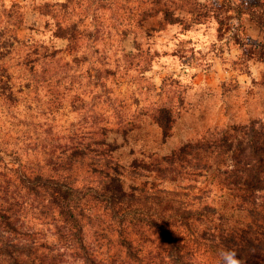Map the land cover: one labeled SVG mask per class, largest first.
<instances>
[{
    "label": "rangeland",
    "instance_id": "obj_1",
    "mask_svg": "<svg viewBox=\"0 0 264 264\" xmlns=\"http://www.w3.org/2000/svg\"><path fill=\"white\" fill-rule=\"evenodd\" d=\"M256 20L264 0H0V264H29V253L36 264H177L155 228L93 197L77 207L78 243L46 187L27 180L96 186L100 169L127 192L178 188L151 165L209 132L264 123ZM210 188L201 201L246 225L247 212ZM198 193L183 197L192 209ZM169 230L188 240L180 221ZM197 241L182 242L183 259L224 264Z\"/></svg>",
    "mask_w": 264,
    "mask_h": 264
},
{
    "label": "trees",
    "instance_id": "obj_2",
    "mask_svg": "<svg viewBox=\"0 0 264 264\" xmlns=\"http://www.w3.org/2000/svg\"><path fill=\"white\" fill-rule=\"evenodd\" d=\"M241 7V6H240ZM240 12V11H239ZM264 30V22L256 20ZM264 47V45H263ZM158 122L166 134L169 130L170 118L165 109L160 110ZM167 135V134H166ZM150 171L162 180L178 182V188H154L152 190H135L127 192L121 180L110 172L101 176L96 186L74 187L63 179L28 178L29 184L37 186L42 183L49 191L52 202L69 223L75 240L82 243V225L78 217L79 201L93 197L104 202L106 208L115 218H130L155 228L169 247V252L177 264H201L196 260H185L181 251L186 245L197 240L207 246L209 252L221 249H234L237 257L244 264H264V123L252 120L245 124H231L180 146L169 156L151 165ZM204 179V186L197 182ZM214 185L221 192L235 200L231 209L247 212L249 218L246 225L231 222L230 213L220 214L219 207L204 199ZM207 188V189H206ZM192 189L198 194L192 198L199 199V204L192 209V203L185 200ZM140 191L145 196H141ZM138 192V194L136 193ZM229 204L224 202V208ZM227 210V208H225ZM220 214V215H219ZM216 215H219L216 218ZM5 216V214H3ZM204 222L205 229L193 224V221ZM181 224L189 230L187 241L176 239L175 233L169 230L171 224ZM209 224H207V222ZM202 237V240L199 238ZM197 241V243L199 242ZM205 241V243H204ZM184 244H183V243ZM13 244V243H11ZM16 245V244H15ZM14 245V246H15ZM20 251L25 250L17 245ZM30 258H27L29 257ZM36 264V260L26 254L24 263ZM94 264L91 256L87 257ZM42 264V263H39Z\"/></svg>",
    "mask_w": 264,
    "mask_h": 264
},
{
    "label": "clouds",
    "instance_id": "obj_3",
    "mask_svg": "<svg viewBox=\"0 0 264 264\" xmlns=\"http://www.w3.org/2000/svg\"><path fill=\"white\" fill-rule=\"evenodd\" d=\"M220 256L224 264H244V261L237 257L234 249H221Z\"/></svg>",
    "mask_w": 264,
    "mask_h": 264
}]
</instances>
